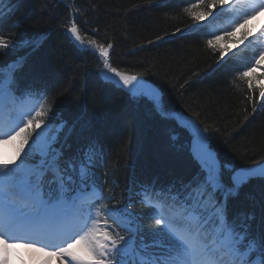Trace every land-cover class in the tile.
Instances as JSON below:
<instances>
[{
  "label": "trees",
  "instance_id": "trees-1",
  "mask_svg": "<svg viewBox=\"0 0 264 264\" xmlns=\"http://www.w3.org/2000/svg\"><path fill=\"white\" fill-rule=\"evenodd\" d=\"M195 2L6 0L0 5V31L16 45L0 56V66L23 58L15 71L18 88L48 93L49 119L54 117V125H63L56 147L66 157L80 156L91 148L92 171L106 196L126 201L130 184L140 200L138 194L145 186L167 190L199 173L191 151L192 136L170 112H182L209 129L208 144L224 171L226 165L232 170L264 161V109L258 105L257 112L251 113L244 98L246 85L234 71L236 61L251 49H237L236 57L218 63L204 37L189 30L194 25L183 9ZM71 19L85 37L81 50L66 30ZM177 27L181 32H176ZM166 33L164 40L147 43ZM88 39L111 43L112 66L154 84L160 92L159 104L104 80L99 74L103 63ZM253 76H264V71L257 67ZM261 85L264 79L255 83L257 88ZM246 105L250 115L244 120ZM262 206L264 179L252 178L238 198L230 199V218L254 215L250 223L257 228ZM129 210L139 218L144 240L153 239L148 215L153 209L131 198Z\"/></svg>",
  "mask_w": 264,
  "mask_h": 264
},
{
  "label": "snow or ice",
  "instance_id": "snow-or-ice-1",
  "mask_svg": "<svg viewBox=\"0 0 264 264\" xmlns=\"http://www.w3.org/2000/svg\"><path fill=\"white\" fill-rule=\"evenodd\" d=\"M5 3L0 0V5ZM183 11L194 25L189 30L204 37L218 63L226 56H237L227 48L229 43L240 52L251 49V56L241 57L234 71L246 85L244 98L251 113L257 112L258 105L264 109V85L255 86L264 76H253L257 67L264 71V27L255 35L248 28L249 21L264 12V0H197ZM219 19L224 20L223 27L214 23ZM67 24L74 41L85 45L77 21ZM166 35L147 43L162 41ZM24 43L38 47L40 41ZM87 44L112 74L107 78H118L134 92L137 76L119 71L110 62L113 45L94 39ZM15 47L0 31V56ZM22 59L0 66V143L15 147L11 160L0 159V264H11V250L17 245L34 254V264H50L53 257L57 264H264V206L260 224L254 228L250 223L254 215L230 218L228 204L250 179H264V165L235 171L226 180L208 148L204 133L209 129L193 124L199 173L179 187L158 191L149 185L138 194L139 202L153 209L148 215L154 238L145 243L143 226L129 210L131 197L126 202L123 197L106 196L97 183L91 148L66 157L56 147L63 125H54V117L49 119L48 93L18 89L15 71ZM244 113L247 120V105ZM107 190L113 192L111 187Z\"/></svg>",
  "mask_w": 264,
  "mask_h": 264
},
{
  "label": "rangeland",
  "instance_id": "rangeland-1",
  "mask_svg": "<svg viewBox=\"0 0 264 264\" xmlns=\"http://www.w3.org/2000/svg\"><path fill=\"white\" fill-rule=\"evenodd\" d=\"M259 18H260V20H259V23L257 24V28H256V30H258V31L261 27H264V15L259 16ZM101 74H102L103 78H105V79H108L107 77L112 75L111 73H107L106 71H103L102 69H101ZM137 78H138L139 84H138V86L134 92L129 91V88L125 87L121 82H119L118 78L113 77L111 79V81L115 82L116 84H118L120 86L125 87L134 96L142 95V96L148 98L149 100L156 102V104H159L160 92H159L158 88L154 84H152L150 81H148L144 78H141L138 76H137ZM108 80H110V79H108ZM133 83L136 84L137 82H133ZM148 93H151V94H148ZM175 116L182 125L186 126L190 130V132L193 136V141H194L193 150H194V146L196 145L197 137L193 131V124H194V126H198L199 128H201V126L198 124V122L194 118H192L188 115H185L182 112L176 113ZM207 144H208V142H207ZM208 148L215 155V157L217 159V156H216L214 150L209 146H208ZM217 161H218V159H217ZM260 165H264V161L257 163V164H254V165L238 168L236 171H240L241 169L247 168V167H259ZM226 167H229V165H226ZM232 174H233V172L230 173V175H232ZM18 247L20 250L18 249L16 252L17 257L15 258L13 255H11V264H16L18 261H20L24 264H34V261L32 259L34 254L31 253L28 249H26L22 245H18ZM13 258H15V259H13ZM27 258H28V260H27ZM50 264H57L56 258H52L50 261Z\"/></svg>",
  "mask_w": 264,
  "mask_h": 264
},
{
  "label": "bare ground",
  "instance_id": "bare-ground-1",
  "mask_svg": "<svg viewBox=\"0 0 264 264\" xmlns=\"http://www.w3.org/2000/svg\"><path fill=\"white\" fill-rule=\"evenodd\" d=\"M53 258H55V257H53Z\"/></svg>",
  "mask_w": 264,
  "mask_h": 264
}]
</instances>
